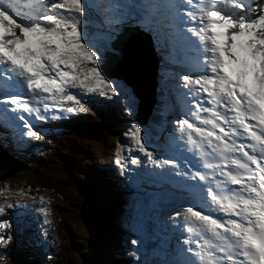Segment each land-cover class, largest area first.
Instances as JSON below:
<instances>
[{"label":"snow or ice","instance_id":"obj_1","mask_svg":"<svg viewBox=\"0 0 264 264\" xmlns=\"http://www.w3.org/2000/svg\"><path fill=\"white\" fill-rule=\"evenodd\" d=\"M50 2L36 0L32 15L21 18L12 0H0V97H3L0 117L14 130V150L24 148L29 142L24 139L25 129L28 138L38 136L29 126H34V119H64L66 113L76 118L86 111V104L106 113L130 114L134 103L132 77L138 64L134 29L114 28L98 45L89 30L78 27L81 19L77 14L85 10L80 0H66L67 7L65 3H53V14H49L46 7ZM206 9L215 10H204L199 19L195 15L190 18V22L198 26L193 35L203 47L200 53L204 56L203 74L184 75L181 79L185 85L198 86L197 95L193 97L195 104L207 99L210 107L203 111L212 118H205L202 123L211 125L212 130L194 128L186 119L178 123L187 126L189 140L197 147L199 144L192 140L191 131L207 142L212 158L216 153H222L221 160H226L229 154L241 155L242 159H231L234 167L206 166L212 173L211 178L206 177L209 207L216 205L228 214L223 236L234 239L233 250L227 252L226 259L222 256L221 264H245V261L264 264V12L253 18L254 9L244 0H216L215 4L206 5ZM183 19L181 16L180 20ZM17 28L20 35L15 32ZM164 59L179 63L174 55L171 60L168 56ZM34 102L41 104L43 111L33 107ZM65 102L78 105V110L65 107ZM52 109L57 116L49 115ZM130 128L132 139L144 153L140 127L131 124ZM241 138L249 143L237 144ZM147 156L152 157V153L148 152ZM131 163L135 165L137 160ZM218 177H227L235 189L222 181L224 187L218 191L224 194L214 192L211 184ZM155 183L168 184L162 175ZM6 207L17 206L0 204V213L5 212ZM39 211L43 213L45 209L41 207ZM181 214L186 218L190 214L214 233L224 227L211 215H203L192 207ZM7 227H10L7 220L0 222V228ZM13 237L14 233L7 236L0 233V244L4 247L0 256L7 255L6 249ZM131 244L136 245L137 240H131Z\"/></svg>","mask_w":264,"mask_h":264},{"label":"rangeland","instance_id":"obj_2","mask_svg":"<svg viewBox=\"0 0 264 264\" xmlns=\"http://www.w3.org/2000/svg\"><path fill=\"white\" fill-rule=\"evenodd\" d=\"M251 1V8L254 9L253 18H255L264 12V0ZM80 2L82 9L85 7V10L77 16L82 19L86 27L92 28L90 36L98 45L114 28L123 30L127 27H136L142 32L144 22L139 23L141 13L138 8L137 11L130 10L126 17L123 14L121 19L116 18L115 21L113 19L116 7L110 4L112 0H80ZM53 3H65L67 7L66 0H51L46 5L49 14H53L51 11ZM151 15H155V12ZM15 32L20 35L18 28ZM81 38L84 39L83 36ZM159 64L161 63L158 62V65L156 63L154 95L158 96L161 83L167 85L168 91L172 90L173 80L177 77L186 102L189 101L187 85L181 77L184 75L195 77L194 71L189 70L187 74L178 63L162 66ZM197 88L198 86L191 88L193 90L190 95L195 94ZM132 100L134 103L130 114L119 115L106 113L86 104V111L76 118L65 114L72 123H64L56 119L54 125H49V130L41 132L35 128L33 131H36L38 136L27 138L31 144H26L24 148L15 151V155L8 154L15 164V170L11 173L0 171V204L5 206L13 204L17 207L12 209L6 207L5 212L0 213V222L7 220L10 225L7 228H0V233L5 236L14 233L6 249L7 255L0 256V264L166 263V256L170 253H165L164 246L160 242L163 224L166 221L175 223L177 218L183 216L181 213L192 205L175 199L162 203L160 198H153V195L159 193L147 190L138 182L143 180L147 168L151 170L158 167L159 162H151L150 159L154 155H159L164 160V149L170 148L168 144L159 142L160 131L157 129L161 125L166 126V122L169 121L176 127L173 129L176 133L175 130L179 131L178 127L181 126L178 123L180 118L172 114L174 111L165 115L163 111L165 102L162 101L153 109V115L158 114L160 109V114L164 118L161 124L158 126L156 120L149 118L145 124H139L134 119L138 99L134 95ZM64 106L75 107L78 110V105H74L73 102H65ZM95 122L105 124L110 122L109 130L103 131L97 140L74 134L73 141L63 138L64 141L60 142L53 134L59 129L71 133L78 131L91 133L95 130ZM131 124H136L141 129V143L145 144L144 153L139 151V145L131 137ZM186 134L188 137L189 131ZM74 150L82 156L80 164L72 161L76 155ZM148 152L152 153V157L147 156ZM141 157L145 159L140 160ZM133 159L137 160V164L131 163ZM168 160L172 159L168 158ZM68 163L74 164L70 172H66L61 166ZM77 184L91 185L99 194L97 203L99 206L108 204L105 195L107 190H113L118 195L122 193L120 206L113 212L109 211L112 220L109 232L91 250L87 247V231L78 212L79 207L89 209V205L75 191ZM41 207L45 212L39 211ZM170 207H173L171 213L165 212ZM194 211L200 210L196 208ZM212 218L216 219L214 216ZM188 225L193 227L191 232L198 231L193 221L188 222ZM201 227L204 228V225ZM191 232L186 233L181 239L185 240ZM133 239L137 240L136 245L131 244ZM175 241V245L180 248L182 242ZM201 249L205 252V246ZM0 251H4L2 244ZM170 260L172 261V257L168 258V261Z\"/></svg>","mask_w":264,"mask_h":264},{"label":"bare ground","instance_id":"obj_3","mask_svg":"<svg viewBox=\"0 0 264 264\" xmlns=\"http://www.w3.org/2000/svg\"><path fill=\"white\" fill-rule=\"evenodd\" d=\"M199 3H200L199 6L203 8L206 1L199 0ZM110 4H112V6L114 5L113 6L114 8L116 7V10H114L115 15H114L113 20H115L116 18L121 19L123 17V14L126 17V14L130 10H134L136 8L140 10L141 15L139 18L140 20L139 23L144 22V24H142V29L141 28L140 29L148 37L150 36L149 38L155 50L154 52H155V59H156L157 65H158V62L161 63L159 64L160 66L167 65L169 61L165 60L164 57L168 56L170 57L169 60H171L172 56L174 55L175 59L179 61L178 64L181 67H183V69H185L186 71L188 69H193V70H196V72L199 75L201 74L202 72L201 66L198 65L196 62L191 63L190 61L186 59V57L189 56V53L195 51L194 44L197 42V40L196 38H187L185 36L184 30L181 27V20H180V17L181 16L184 17V15H181L180 13H177V15L174 14L177 8H174L173 5H171L169 2L168 4L170 5H168L166 0H112V3ZM194 4L195 3L193 2L191 3V5H194ZM154 12L155 13L158 12V14L161 17L159 18L157 14L152 16L151 14ZM24 17H30V16H24ZM179 39H181L182 42H179ZM157 41H159V43H157ZM167 47H169L170 49ZM157 57L159 60L158 62H157ZM178 82H179V79L175 77L173 80L172 90H169V91L167 89V85H164L163 83L160 84L158 96L154 95L153 106L148 116L149 119L153 116V109H155V106L158 102L160 104L162 103V101L165 102V105L163 104L165 106V108L163 109V111L165 112V115H167V113H169L170 111H174V113L172 114L176 115L179 111H181L182 109H184V107H186L182 88L180 87V84H178ZM188 86L191 88L195 87L194 85H188ZM147 106H150V104L147 103ZM54 113H55L54 116L58 115L57 112H54ZM184 113L188 114V112L185 109H184ZM65 117L66 118L64 119L54 118L51 120L49 125L50 126L54 125L56 123V119L62 120V122L64 123H72L71 119L68 116H65ZM1 119L2 117H0V124H1ZM95 123H98V122H95ZM165 125L166 126L164 127L161 125L159 129H157L158 131H160L158 140L160 143L164 145L168 144L170 148L164 149L165 150L164 160L159 155H154V157L150 159L151 162H154V161L159 162V164H157L158 167L151 168V170L147 168V170L143 174L144 175L143 180L142 181L139 180L140 182L138 183H141L143 185L142 187H145L147 190L159 193L160 196L153 195V194L151 195H153V198L155 197L160 198L162 203H165L167 201H172V199H175L176 201H179V200L185 201L186 203L192 205L190 207H192L193 210H195L196 208L201 209L203 208L202 202L203 203L205 202L202 201L200 198H199V201L196 198L183 199L182 196L175 193L174 187H176V184L168 178V177H171L170 174L168 176H163V178H165L168 183L167 185H158L157 183H155L157 177L161 175L159 172L160 170H166L168 167H171L173 164L179 163L178 161L173 162L172 160H168V158L174 160L176 159L177 157L176 154H178V151L180 149L183 150L185 147H190L191 145H194L192 142H190L191 144L189 143L186 132L190 130L187 129V126H179L178 127L179 131L175 130L176 133H174L173 129L176 127L171 122L168 121L166 122ZM45 127L46 125H43V128ZM161 127L163 128L161 129ZM1 129H0V146H1L0 148L10 155H15V151L17 150H14L12 147L13 130H9L5 126H3ZM1 132H4V133H1ZM192 132L194 131H191V133ZM27 138H28L27 136H24L25 140H27ZM34 143L35 142H33V144ZM27 144H31V142L30 143L28 142ZM144 159H142V157L140 158V160H144ZM168 161H171L172 163H167ZM156 162L154 164H156ZM183 180L187 181L186 178H183ZM156 190H158L159 192ZM184 192L186 193L185 190ZM219 194L223 195L224 193L219 192ZM146 195H150V194H146ZM192 196L194 197L195 193H193ZM205 215H210V214L208 212ZM215 215H216L215 218L226 217V214L222 213L221 210H217ZM192 221L195 224L194 227L198 229L199 232L202 233V235H207L208 232H210V230H208L206 225L204 228L201 227L202 225H204L203 222L192 218L190 214L187 218L184 215L180 216L179 218L176 219L175 223H170L169 221L168 222L166 221L163 224V227H164L163 235L161 236L160 242L164 246V250L166 251L165 253L166 254L170 253L169 256H166L165 264H171L174 262L176 264H201V262L205 261L204 257L200 255H196L192 253L191 255L193 256H191L185 253V251L183 250L181 252V249H178L179 247L174 246L175 244L173 243L174 239H177L179 236L182 237L186 233L191 232L193 227L188 225V222H192ZM169 223H170V226H169ZM219 232H224V227L218 229L216 233L211 231L212 234L207 235L210 237V241H213L214 239H216V237L219 235L217 233ZM193 234H196V233H193ZM209 247H212V245L208 244V246L205 247V250H207V248ZM175 251L177 252V254H175ZM178 255H182V256H178ZM169 257H172V261L171 260L168 261ZM147 264H154V263L148 262Z\"/></svg>","mask_w":264,"mask_h":264},{"label":"water","instance_id":"obj_4","mask_svg":"<svg viewBox=\"0 0 264 264\" xmlns=\"http://www.w3.org/2000/svg\"><path fill=\"white\" fill-rule=\"evenodd\" d=\"M129 28L132 27H127L123 30L127 31ZM133 29L138 56L137 70L132 77V83L135 87V96L138 99L137 111L134 118L139 124H145L154 102V90L157 76L156 59L150 38L136 27ZM102 74L104 75L103 72ZM147 103L150 104V106H147ZM94 125L95 130L91 133L78 131L75 132V135L97 140L103 131H107L110 128V122H107V124L95 123ZM73 165V163L61 164L66 172H70L72 167H74ZM14 170L15 164L13 160L0 148V171L11 173ZM75 191L89 205V209L79 207L78 212L87 231V247L91 250L110 230V223L112 222L109 214L110 209L108 205L99 206L97 204L99 202V196H97V193L93 190L91 185L77 184Z\"/></svg>","mask_w":264,"mask_h":264},{"label":"trees","instance_id":"obj_5","mask_svg":"<svg viewBox=\"0 0 264 264\" xmlns=\"http://www.w3.org/2000/svg\"><path fill=\"white\" fill-rule=\"evenodd\" d=\"M79 17V16H78ZM80 18V17H79ZM81 19V18H80ZM78 27H81V28H86L87 30H89V32H90V35H91V33H92V28L91 27H86L85 26V24L82 22V19H81V24L80 25H78ZM81 36H83L84 37V32L82 31L81 32ZM163 76H165L164 74H163ZM158 108V107H157ZM160 110V109H159ZM158 110V114H155V115H153L151 118H150V120L151 119H153V120H156V124L159 126L160 124H161V122H162V120H163V116H162V114H160V111ZM56 139L58 140V141H64L63 140V138H67V139H70V140H72L73 141V139L75 138L74 137V133H71V132H68V131H60V132H58L56 135ZM75 142H76V140H74ZM74 152L76 153V150H74ZM81 159H82V156L79 154V153H76V155H74V157H73V159H72V161L74 162V163H76V164H80V162H81ZM95 191V190H94ZM111 191V192H110ZM97 193V192H96ZM105 195H106V201L108 202V207H109V209H110V211L111 212H113V211H115L119 206H120V204H121V202H122V193L120 194V195H118V194H115L114 193V191L113 190H107V193H105ZM116 195H118V196H116ZM97 196H99V194H97ZM173 209V207H170V208H168V209H166L165 211L167 212V211H170V210H172Z\"/></svg>","mask_w":264,"mask_h":264}]
</instances>
